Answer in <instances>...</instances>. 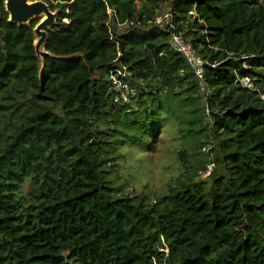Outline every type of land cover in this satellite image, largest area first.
<instances>
[{
    "label": "trees",
    "instance_id": "16d2710c",
    "mask_svg": "<svg viewBox=\"0 0 264 264\" xmlns=\"http://www.w3.org/2000/svg\"><path fill=\"white\" fill-rule=\"evenodd\" d=\"M5 1L0 264H264V0H45L57 21L41 57L40 18L13 22ZM163 5L208 61L206 96L149 23ZM160 133L178 172L154 198L127 191L120 147Z\"/></svg>",
    "mask_w": 264,
    "mask_h": 264
},
{
    "label": "rangeland",
    "instance_id": "374dc122",
    "mask_svg": "<svg viewBox=\"0 0 264 264\" xmlns=\"http://www.w3.org/2000/svg\"><path fill=\"white\" fill-rule=\"evenodd\" d=\"M125 29L124 26L119 28L120 31ZM0 127L3 128L4 125ZM104 130L107 131L105 127ZM170 138L171 134L167 133H160L159 137L146 134L141 141L125 143L120 147L118 169L129 179L127 191L136 195L146 194L152 198L167 191V184L174 177L172 175L178 172V162L168 153ZM29 191L30 188L26 185L24 195L28 197Z\"/></svg>",
    "mask_w": 264,
    "mask_h": 264
},
{
    "label": "built area",
    "instance_id": "2783aa9c",
    "mask_svg": "<svg viewBox=\"0 0 264 264\" xmlns=\"http://www.w3.org/2000/svg\"><path fill=\"white\" fill-rule=\"evenodd\" d=\"M112 14L111 11H109ZM193 14L197 15L196 11H192ZM200 21H202L200 19ZM125 24H133L132 21H126ZM150 25L159 26L170 32V43L172 48L183 55L190 66L193 69L194 75L196 79L203 85V89L205 90V96L208 95L207 83L205 81V73H206V61L203 56L197 51L192 41L184 35L183 32H178L175 30L177 27V23L175 21V14L171 10L170 7L160 6L157 8V12L152 20L149 21ZM230 56L233 54L228 52ZM251 55L250 57H253ZM247 56L241 55L239 58H245ZM249 63L245 62L244 66L248 67ZM110 78L112 81L113 89L115 90V101H121L122 103H129L131 100V96L134 97L137 93V90L132 87L128 82V70L126 67H116L111 71ZM247 81L250 83L248 84ZM240 82L243 85H247L248 87L252 86L251 80L247 78H241ZM261 97L264 99V93L261 94ZM212 156H210L211 159ZM215 170V163L210 161L207 163L206 167L199 171L200 178L209 177L212 172Z\"/></svg>",
    "mask_w": 264,
    "mask_h": 264
},
{
    "label": "water",
    "instance_id": "95a60500",
    "mask_svg": "<svg viewBox=\"0 0 264 264\" xmlns=\"http://www.w3.org/2000/svg\"><path fill=\"white\" fill-rule=\"evenodd\" d=\"M6 10L9 12V19L18 24H28L35 18H40L39 23L34 28L36 35L35 49L41 57L45 51L47 39L46 28L52 26L57 21V11L50 9L45 0H6Z\"/></svg>",
    "mask_w": 264,
    "mask_h": 264
}]
</instances>
